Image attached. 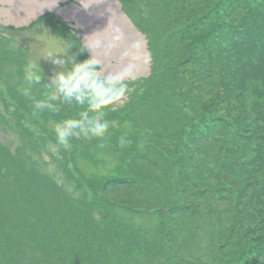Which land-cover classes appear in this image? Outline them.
I'll list each match as a JSON object with an SVG mask.
<instances>
[{"label": "rangeland", "instance_id": "1", "mask_svg": "<svg viewBox=\"0 0 264 264\" xmlns=\"http://www.w3.org/2000/svg\"><path fill=\"white\" fill-rule=\"evenodd\" d=\"M7 1L10 2L0 0V170L5 166L8 173L2 177L15 188L9 185L6 195L0 197L14 204L13 209L0 210V264L38 260L23 253V243L18 242L24 233L20 225H16L19 234L9 225L22 217H16V181L20 179L18 200L23 204L43 191V179L62 185L72 194L85 193L88 202L100 192L97 183L104 185L109 180L106 200L112 207L117 204L123 208L120 210L131 212L128 220L133 224L145 228L140 218L151 216L150 219L158 217L160 221L175 223L176 228L182 227L177 248L166 247L162 252L166 255L169 250L179 249L185 253L184 261L177 264L208 262L212 246L216 250L213 264H227V260L236 264L241 253L242 264H264V229L256 218L257 222L253 220L258 217L255 214L259 208L264 210V83L260 78L264 73V0H120L127 16L145 35L149 65L138 63V59L134 62V78L128 82L126 96L106 109L104 119L110 123L106 135L89 139L77 135L70 139L67 148L58 144L55 126L63 119L78 118L86 105L59 102L58 112L35 111L34 100L44 98L45 84L55 69L41 57L71 45L67 55L78 61L93 55L106 75L126 69L124 65L133 61L129 56L131 49L125 57L121 52L115 56L99 53L102 59L97 57L87 40L95 30L87 28L88 15L80 12L90 10L83 0H39L42 4L36 0L33 6V0H13L12 6ZM39 6L46 9L34 14L32 10ZM23 7H27V15L16 16V20H9L10 13L9 17L3 14L7 8H15L16 13ZM112 30L105 29L101 34L107 37ZM108 38L109 44L104 39L102 46L100 41L94 42L113 52L112 40ZM126 49L123 46L121 51ZM153 59L157 60L156 74L147 79ZM38 61L44 79L30 86L32 95L26 96L23 89L29 85L24 80L25 68ZM172 71L182 79L180 88L185 83L193 87L181 90ZM223 79L229 89L220 85L226 83ZM173 94L175 103L170 105ZM201 114L209 118L207 134L202 125L188 124ZM238 116L243 117L241 123L236 121ZM185 130L195 134L197 141L191 140L188 133L186 136ZM121 137L129 141L123 147ZM131 150L137 152L133 158L128 156ZM16 157L31 169V182L16 171ZM100 158L97 169L95 163ZM75 165L89 167L101 177L94 180L90 171L85 175ZM116 168L115 178H110L108 171ZM253 169L255 174L251 173ZM83 179L94 180L92 189L96 192ZM252 180L257 181L251 184ZM193 203L206 207L207 214L200 207L191 210ZM18 206L25 209L27 205ZM44 208L41 204L33 209L39 222L58 217L52 208L47 212ZM62 216L63 219L66 214L62 212ZM66 225L64 232L69 231V224ZM79 225L84 226V221ZM82 232L88 230L84 227ZM33 233L41 246L49 237L54 245L67 248L63 252L53 250L60 256L61 264H78L77 260L80 264H103L105 260L103 251H73L72 245L77 241L69 234L35 228ZM230 233H244V251L234 245V238L228 242L231 254L220 247L226 241L222 238L218 244V238ZM181 238L189 242L184 243ZM190 250L194 253H187ZM109 260L108 264H115L114 258ZM158 262L161 264V260ZM162 264L171 263L167 260Z\"/></svg>", "mask_w": 264, "mask_h": 264}, {"label": "trees", "instance_id": "2", "mask_svg": "<svg viewBox=\"0 0 264 264\" xmlns=\"http://www.w3.org/2000/svg\"><path fill=\"white\" fill-rule=\"evenodd\" d=\"M156 68H157V60L153 59L152 63V70L150 76H147L146 78L153 77L156 74ZM173 72V71H172ZM174 73V72H173ZM176 75V83L180 86L183 84L181 82L180 75H177V72L174 73V76ZM262 78V81L264 83V73L260 77ZM205 79L213 80V77H206ZM132 81V80H131ZM205 81V80H203ZM133 82V81H132ZM222 82H226L225 79L222 80ZM196 84V80L194 83V86ZM174 86V88L177 87ZM187 86L185 83L183 87H181V90L187 91L188 89H191L193 86ZM220 85L224 87H228V83ZM195 88V87H194ZM174 95L171 96L169 99V104H174ZM119 107H122L119 105ZM208 116L201 114L198 115L197 120L192 119L188 121V124L190 123L191 127H195L197 125H202L203 129H205V133L207 134V121ZM217 119V118H215ZM224 120V119H223ZM236 121L242 122L243 117L238 116L236 117ZM195 122V123H194ZM233 124V123H231ZM148 131V130H145ZM185 134L188 133V130L184 131ZM228 133V132H227ZM184 134V135H185ZM187 136V134H186ZM191 140L197 141V138L194 135L189 136ZM178 144V143H177ZM135 153H137L134 150H131L129 153V157L133 158L135 156ZM66 157L67 154L65 155ZM97 169H99V166H101V158L97 163H95ZM85 166V165H84ZM88 166V165H87ZM29 166L23 165L20 162V158L16 157V171H19L21 176H25V180L32 181L31 179V169L28 168ZM82 168V166H79ZM79 167L75 165V168ZM105 167V166H104ZM108 166H106L107 168ZM89 167H83L82 170L85 172V175L92 174L93 179L95 180L101 177L98 173H96L95 170H88ZM90 171V173H89ZM118 171V168L114 170L108 171V175L110 178H115V175ZM0 197L6 195V190L8 186L10 185L11 188H15L14 184L6 180L2 177V174L8 173L7 169L4 167L0 170ZM89 173V174H88ZM252 174L256 173V170L253 169L251 171ZM28 176V177H27ZM84 180V179H83ZM94 180H84L86 185L94 192L96 190L92 189V184L95 182ZM258 180V179H257ZM257 180H252L250 182L251 184H254L253 182H256ZM22 179L16 181V217L21 215V219L18 220L16 218V222H9V225L14 228L16 233L19 234V231L16 229V225H20V229L24 230V233L22 235V238L18 240V242L23 243V246L21 247L23 250V253L27 256V258H37L38 260H28L24 264H61L59 255L55 253L57 252H63L67 248L63 247L62 249L58 245H54L52 242V239L49 237H46L44 240H46V244H43V246L39 245L41 243L36 242L38 241L36 237H34V228L37 230H43V229H51V232L54 234H60L63 232L65 235L69 234L71 235V238L74 239V244L72 245L73 251L80 252V253H97L98 251H103L106 253V257L104 256L103 264H108L109 259L114 258L115 264H159L158 261L161 260V264L168 260L169 263L174 264V261H176V264L180 261H184L185 259V253H183L181 250L179 252V249L168 251V253L165 255L162 252L164 249L176 247L177 238L182 235L183 229L180 226V228H176L175 223H167L165 221H160L158 217H153L150 219V217H145V220L143 221L140 218V222H144L146 227H142L140 225L133 224L128 220V216H130L132 213L128 210H120L123 208H120L119 205L113 204V207L108 203L106 200V193L108 192V186L110 185V181L107 180L104 185L98 184L96 188L100 192H97V196L92 200L91 202H88L84 196L85 193H81V195H78L77 193L72 194L67 188L62 187V185H59L58 183L52 181L43 179L41 187L43 189L42 192L35 194L34 197L29 198L26 200V203L23 204L18 200L20 196L19 191V185L21 183ZM261 183H263V180H260ZM259 185V184H257ZM4 188V190H3ZM264 190V187H262ZM37 189V187L35 188ZM24 192V191H21ZM257 193H261L260 190L257 191ZM12 195V194H11ZM0 210L1 212H4L6 208L13 209L14 204H10L9 199H1L0 198ZM18 201V203H17ZM43 201L45 203H43ZM41 204L45 205V211L47 212L49 208L53 209V215L57 213L58 217L50 220H44V222H39V220L35 217V214L33 212V209L40 208ZM18 205H27L25 209L20 208ZM201 208L203 213L207 214L206 207H201L199 204L193 203L191 206V210L195 208L197 210L198 208ZM185 209V208H184ZM62 212L66 214L65 218L62 219ZM212 212V211H211ZM215 213V212H214ZM213 213V214H214ZM202 214V213H201ZM199 213V216L201 215ZM211 214H208L206 216H210ZM258 217H254L253 220L255 222L256 219L258 220L257 224L260 228L264 229V210L262 211L260 208L258 209V213H256ZM136 217L137 214H134ZM256 218V219H255ZM62 219V221H61ZM84 221L85 225L80 226L79 224ZM176 222V221H175ZM18 223V224H17ZM69 224V231H62L66 228V224ZM160 224V225H159ZM255 225V223H252ZM143 225V224H141ZM144 225V226H145ZM163 225V226H161ZM197 225H199L197 223ZM216 228L218 227V222H216ZM248 225H246L247 227ZM86 228L88 230L87 232H82L83 228ZM251 227V225H250ZM28 228V229H26ZM209 228V227H208ZM212 230V226L210 227ZM188 228H185L187 230ZM45 231L41 232L44 233ZM62 233V235H63ZM38 236V234L36 233ZM231 235V236H230ZM230 235H225L223 237H219L217 240L218 244H221L222 238H224L225 243L222 244L220 247H224L226 251H228L230 254L232 253V249L228 246V242H230L234 238V245L240 246V248L244 251L245 246H242V240L244 239V233L241 234H234L230 233ZM226 236H229L227 239ZM85 238L84 240H77L78 238ZM184 243L189 242L187 238H181ZM39 240H41L39 238ZM52 242V243H51ZM192 242V240H191ZM182 243V244H184ZM217 243L215 242V245L217 246ZM61 245V244H60ZM185 245V244H184ZM103 247L106 249L103 250ZM159 249H154L158 248ZM110 249V252L109 251ZM177 248V247H176ZM72 249V248H71ZM54 250V251H53ZM159 250V251H158ZM212 254H210L211 259L208 262H198V260L195 262V264H213L215 263V248L212 246ZM261 253L263 250H260ZM197 252V249H196ZM102 252H99V257L101 256ZM187 253H194L192 250L188 251ZM56 254V256H55ZM97 255V254H96ZM241 254L238 255L239 262H236V264H242L241 262ZM41 259V260H39ZM31 261V263H29ZM78 264L81 262L79 260ZM75 263V261H73ZM226 263V262H225ZM23 264V263H22ZM64 264V261H63ZM227 264H229L227 260ZM246 264V263H244Z\"/></svg>", "mask_w": 264, "mask_h": 264}, {"label": "clouds", "instance_id": "3", "mask_svg": "<svg viewBox=\"0 0 264 264\" xmlns=\"http://www.w3.org/2000/svg\"><path fill=\"white\" fill-rule=\"evenodd\" d=\"M138 30L140 31L139 28ZM116 32L117 35L113 37V40L119 41L123 34L119 29H116ZM69 47L71 45H67L63 51H49L45 57H41L49 60L55 69L45 84L47 92L44 98L34 100V109L37 112L45 110L58 112L59 102L86 105V110L80 111L78 118L63 119L55 126L57 142L65 148L69 146L70 139L77 135L83 136L85 139L102 138L106 135L110 127L109 121L104 119L106 109L126 96L129 88L128 82L134 78L131 66L122 72L105 75V70L96 57L91 55L78 61L73 56L67 55ZM83 50L81 49V51ZM65 57L67 58L65 59ZM42 79L44 77L39 61L29 63L25 68L24 75V80L29 87L23 89L24 95L31 96L30 86L40 84ZM89 113H94V115ZM126 143L129 141L121 137L120 145L123 147Z\"/></svg>", "mask_w": 264, "mask_h": 264}, {"label": "bare ground", "instance_id": "4", "mask_svg": "<svg viewBox=\"0 0 264 264\" xmlns=\"http://www.w3.org/2000/svg\"><path fill=\"white\" fill-rule=\"evenodd\" d=\"M3 1V0H1ZM84 3H86L85 5L87 6L88 9H90L89 11H87V9L85 11L81 10L80 8V12L82 14H85V15H88L87 19H89L90 22H88V27L91 31H94L95 32H92V33H89L88 34V37H87V40L90 44L93 45L95 51H96V55L97 57H99L100 59H102V56L100 54H103L104 56H108V55H118L119 52H121V54L123 53L124 57L126 54H128V49H131L129 51V56L130 58L133 60L131 63H127L125 64L124 66L126 68H128L129 66L131 67H134V62L138 59V63H143L144 66L146 65V67L148 66V61H147V58L149 59V56H148V51L146 49V44L144 41H142V39L140 37L137 36L136 33H134L133 31L135 30L134 28H138V26L136 25L135 22H132L134 24L135 27H133L129 22H127L129 25H127V23L125 21H123V19H121V21L117 22L114 24L113 26V21L116 20V17L119 18V16L115 13H110L108 14L109 16H112V18L114 17L113 20H111V22L109 21V16L107 15H104V13L102 12H99L98 10V5L95 4V2L98 4L99 2L103 1V0H83ZM30 2V1H29ZM39 4L42 2H40L38 0ZM46 2V1H44ZM8 4H11V6L13 4H15V1L13 0H10L7 1ZM33 4L30 5V6H33L34 4H36V0H33L32 2ZM10 6V7H11ZM24 6H28L27 4L24 5ZM54 7H57V4H53ZM42 6H39L37 7V10H32V12L34 14H36L38 11L41 12L43 10H45L46 8H40ZM73 10L75 11H78V7L77 6H73L72 7ZM5 13H3L5 16H10L11 14V17L9 20L11 19H15L16 20V16L17 17H23V16H26L27 15V7H23V8H18L17 12L15 13V8H7L4 10ZM79 12V11H78ZM7 13H10V14H7ZM86 20V19H85ZM127 26V28H123V25ZM113 29L111 34L104 36L102 35L101 33L102 32H105V29L108 30V29ZM116 29H119L120 30V33H122V39H120L119 41H114L113 40V37L115 36L114 33H117L116 32ZM131 29L133 31H131ZM129 34H126L127 32H129ZM112 40L111 42V46L113 47L112 50L113 52H107V50L105 49H102L101 46H102V42L101 40L104 39V41H106L108 44H109V38ZM136 38H139L138 40H136ZM94 39L97 41H100V44L101 46H97V43L94 42ZM123 46H127V49L124 50V51H121V48ZM109 47V46H108ZM107 47V48H108ZM134 49V50H133ZM100 53V54H99ZM131 61V60H130ZM142 64V65H143ZM143 66V68H144ZM125 70V69H124ZM123 70V71H124ZM121 72V71H119ZM117 72V73H119Z\"/></svg>", "mask_w": 264, "mask_h": 264}, {"label": "water", "instance_id": "5", "mask_svg": "<svg viewBox=\"0 0 264 264\" xmlns=\"http://www.w3.org/2000/svg\"><path fill=\"white\" fill-rule=\"evenodd\" d=\"M98 10H99V12H102V13H104V15H107V16H109L108 14H110V13H115L119 16V18L116 17V20L113 21V26L116 23V21L119 22V21H121V19H123V21L126 20L125 21L126 23L129 22L133 27H135L134 24L132 23L131 19L127 16L126 12L123 10L122 4L120 3L119 0H103V1L98 3ZM109 18H110L109 19L110 22H111V20L114 19V17L112 18V16H109ZM127 25H129V24L127 23ZM123 28H127L126 24H125V26L123 25ZM134 29H135L134 31L132 29H131V31L136 33L137 36L140 37L142 39V41L145 42L146 49H147V40L145 38V35L143 33H141L138 30V28L135 27ZM129 33H130V31L127 32L126 34H129ZM138 39L139 38H136V40H138ZM148 56L150 57L149 52H148ZM148 65H149V63H148ZM148 74H149V72H148Z\"/></svg>", "mask_w": 264, "mask_h": 264}]
</instances>
